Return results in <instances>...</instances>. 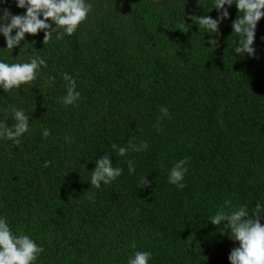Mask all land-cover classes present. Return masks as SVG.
Listing matches in <instances>:
<instances>
[{
  "label": "trees",
  "instance_id": "trees-1",
  "mask_svg": "<svg viewBox=\"0 0 264 264\" xmlns=\"http://www.w3.org/2000/svg\"><path fill=\"white\" fill-rule=\"evenodd\" d=\"M91 3L72 36L43 45V32L26 34L21 44L32 47L14 48L13 60L0 50L7 63L39 55L48 65L31 85L0 90V109L30 116L18 146L0 140V215L44 249L36 264H127L137 250L152 253L149 264H230L238 242L208 220L229 205L251 211L264 202V18L248 57L232 52L235 6L206 48L209 34L191 17L215 19L212 0ZM2 7L24 12L14 0ZM64 73L77 81L75 106L60 101ZM161 106L170 118L161 119ZM129 140L148 147L116 156L111 145ZM102 155L123 172L97 189L88 181ZM181 159L188 171L178 190L167 178Z\"/></svg>",
  "mask_w": 264,
  "mask_h": 264
},
{
  "label": "clouds",
  "instance_id": "clouds-1",
  "mask_svg": "<svg viewBox=\"0 0 264 264\" xmlns=\"http://www.w3.org/2000/svg\"><path fill=\"white\" fill-rule=\"evenodd\" d=\"M5 3L6 0H0V36H3L6 45L0 50H8V58L11 60L14 48L19 47V54L22 51L27 52L26 49L30 48L23 47L31 45L28 42L21 44L25 41L26 34L34 36L43 32V45L52 41L53 37L59 40L65 35L72 36L92 10L91 0H14L15 6L24 9V12L12 14L7 8L2 7ZM232 6H235L239 13L231 22L232 33L238 38L232 52L252 57L255 53L256 27L264 18V0H212V10L217 11V17L214 19L208 15L192 16V22L209 34L208 43L211 47L206 48H213L217 45L218 39L212 34L218 33L220 23L229 18L228 9ZM47 67L46 60L39 55H29L25 62L15 63H7L5 59L0 58V90L3 93H11L22 89L23 85H31L37 80L41 70ZM62 79L66 82V94L60 101L65 107L75 106L81 98V93L77 90V81L69 73H64ZM0 112L4 114V119L0 120V140L11 141L13 145L18 146L20 138L30 131L29 113L11 104L0 109ZM160 112L161 119L169 117L167 108L161 106ZM8 118L14 122L11 126L5 122ZM41 135L44 138L49 137V129L43 128ZM147 147L144 141L137 144L132 140L128 141L127 146L115 143L111 145L116 156L125 158L129 152H139ZM48 163L45 161L43 166L48 167ZM126 163L129 174L135 173L134 161L126 159ZM187 163V159H181L169 170L168 183L178 190L185 187ZM122 172V168L113 166L111 156L102 155L95 160L88 182L100 189L101 185L116 181ZM146 177L142 178L141 185H149ZM262 218L264 202L261 201H257L251 211L247 204L229 205L227 211L220 209L209 217L208 222L212 225L223 224L224 229H227L221 234L227 233L229 239L238 242V246L228 255L230 264H264V225L260 223ZM43 251L44 249L29 235L13 234L8 218L0 215V264H36ZM151 259V252L137 250L129 256L127 264H149Z\"/></svg>",
  "mask_w": 264,
  "mask_h": 264
}]
</instances>
